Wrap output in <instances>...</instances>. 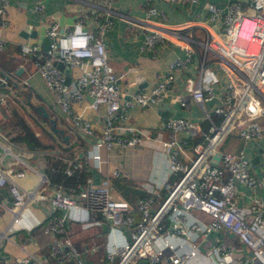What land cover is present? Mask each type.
I'll return each mask as SVG.
<instances>
[{
    "label": "built area",
    "instance_id": "1",
    "mask_svg": "<svg viewBox=\"0 0 264 264\" xmlns=\"http://www.w3.org/2000/svg\"><path fill=\"white\" fill-rule=\"evenodd\" d=\"M114 1L99 0L98 9L76 17L70 27L50 21L44 29L49 39L46 49L37 43L21 44L22 52L31 57L36 71L53 93V103L76 132L94 136L91 121L82 112H75V105L88 96L90 109L105 106L100 136L87 151L97 170L103 162L100 148L136 147L142 142L144 134L133 127L128 126L126 133L119 131L127 126L128 111L135 106L146 110L163 101L172 89L175 73L190 64L194 54L192 40L178 31L181 26L166 24L164 14L148 6L144 18L130 21L148 30L145 45L153 49L157 43L176 38L183 43L184 56L171 60L164 76L153 86L136 89L123 98L120 83L126 72L117 73L110 66L105 42L116 14ZM7 5L8 0H0L1 26L7 24ZM33 8L44 12L40 2ZM206 8L207 21L213 26H204L206 38L201 44L214 54L213 65L225 77L218 102L211 112L203 110L207 127L184 116L166 121L167 136L159 150L165 161V175L159 189L137 199L134 208L138 218L131 215V203L111 193V176H103L99 182L89 176L82 191L83 200L79 201L50 184L43 173L38 172L37 186L29 189L20 185L26 175L23 168L11 171L0 166V186L7 185L12 199V206L7 207L12 229L40 225L49 238L48 256L25 251L16 264H47L49 258L54 264H92L88 256L101 245L75 243L68 233L71 223L82 228L106 224L109 237L128 230L129 238L104 245L97 264H264V198L258 193L264 190V148L257 151L262 167L259 174L252 171V162L243 149L218 150L229 130L236 129L243 141H258L264 132V0H228L223 5L209 2ZM153 15L162 19L152 20ZM183 23L189 26L192 21ZM5 46L0 35V50ZM55 60L79 68L72 89H66L65 73L54 64ZM199 73L198 81L186 76L184 92L174 95L180 106L187 107L189 99L203 104L214 97V70L201 66ZM9 82L10 76L0 72V85L11 94L14 90ZM27 84V80L20 81L15 90ZM5 97L0 101L4 102ZM214 115L219 117L218 121ZM2 149L3 153L12 154L9 145ZM66 172L71 170L67 168ZM178 172L175 181L167 180L169 174ZM112 175L118 176L119 170L113 169ZM235 182L251 190L242 204ZM33 202L46 204L48 210L35 215L34 223L26 225L22 208ZM2 238L7 239L8 234L0 229ZM3 263L7 264V259Z\"/></svg>",
    "mask_w": 264,
    "mask_h": 264
},
{
    "label": "crops",
    "instance_id": "2",
    "mask_svg": "<svg viewBox=\"0 0 264 264\" xmlns=\"http://www.w3.org/2000/svg\"><path fill=\"white\" fill-rule=\"evenodd\" d=\"M227 1H114L113 10L116 14L111 28L105 34V42L107 60L110 66L117 73L126 72L120 83L123 98L136 89L153 86L157 80L164 76L171 60L184 56L183 43L176 38H172L166 43H157L153 49L145 45L148 30L132 25L130 21L144 18L148 6H153L163 13L165 16L163 21L166 24L181 26L178 31L182 36L192 40L194 54L193 61L175 73L172 89L163 101L151 105L146 110H141L135 106L128 111L127 126L120 128L119 131L126 133L128 126L133 127L144 134L142 142L136 147L100 148L103 162L101 168L97 170L92 166V160L87 154L92 144L86 142L73 129L71 121L61 112L59 106L53 103V93L46 87L42 77L36 71L31 57L22 52L21 44L25 42L37 43L43 48L47 39L44 35V29L50 21L57 22L61 27L73 26L76 17L87 14L91 9H98L99 0H8L5 14L7 24L0 25V35L6 42L5 48L0 50V72L10 76L9 85L14 91L10 94L7 88L0 85V98L4 95L7 96L4 102L0 101V117L3 118L8 114L12 118L11 120L15 122L12 114H18L35 137L47 148L29 150L23 144L12 142L8 139L7 134L9 132L12 135V131H9L7 127L3 129L0 125V166L11 171L15 168H23L26 175L20 180V185L24 188L34 189L38 183V172L46 175L45 167L49 164L46 165L45 154L57 156L62 147L71 145L75 157H85L87 164L92 167L89 176L94 182H99L103 176H111V193L131 203V215L138 218V211L134 208L137 199L153 193L156 188L159 189L158 184L165 175V161L159 154V150L161 141L167 136L166 121L172 117L184 116L195 120L201 127L205 128L208 123L204 119V111L211 112L218 102V95L221 92L225 77L213 65L214 54L210 50L204 49L201 43L205 42L206 38L204 26H213V23L207 21V4L214 2L223 5ZM37 2L43 5V13H39L33 8ZM151 18L155 21L162 19L159 15H153ZM187 20L192 21V23L189 26L183 25V22ZM201 66L208 71L214 70V74L217 75V81L212 84L214 97L203 104L189 99L187 107L180 106L174 95L184 92L186 76L190 75L198 81ZM78 73L79 68L77 66L71 67L70 79L65 84L66 89H72L75 86L74 81ZM205 77L207 78V76ZM23 80H27L28 84L23 86L21 90H15L17 84ZM89 100L90 98L86 96L81 104L74 106V110L75 112H82L91 121L94 137L98 138L105 115V106L101 105L97 110H92L87 106ZM36 105H42L55 119L56 126L63 129L64 134L68 135L67 142L49 129L48 121L35 110ZM262 122L264 123V118ZM232 133L228 140L229 146L225 147V150L235 152L243 149L250 162L252 158H255L251 168L255 174H259L262 167L260 168L257 151L264 148V132L258 141L246 143L240 139L237 131ZM77 136H80L83 142ZM3 145H9L12 154L3 153ZM192 152L191 154L194 155L195 153ZM113 169L119 170L118 176L112 175ZM170 175L167 176L169 182L177 179V175L175 177H173L175 174ZM235 186L240 192L239 202L242 204L248 199L251 190L237 182H235ZM82 191L81 189L76 196L82 197ZM162 193L165 195V190H162ZM258 193L264 198V190L260 189ZM11 206L12 199L7 185L0 186V229L6 230L8 234L7 239H0V259L3 262L4 259H7V264H15L25 254V251L46 254L47 247H41L39 240L30 233V229L22 228L18 231L12 229L9 211ZM47 210L46 204L38 202L26 204L25 208H22L24 223L26 225L33 224L35 215ZM105 232L102 226L93 224L82 228L78 223H71L68 230L69 235L77 244L94 243L101 245L98 251L88 256L92 264L100 262L104 245L121 242L127 237L124 232H115L110 237V233L107 236ZM139 264L144 263L140 262ZM162 264H166V262Z\"/></svg>",
    "mask_w": 264,
    "mask_h": 264
},
{
    "label": "trees",
    "instance_id": "3",
    "mask_svg": "<svg viewBox=\"0 0 264 264\" xmlns=\"http://www.w3.org/2000/svg\"><path fill=\"white\" fill-rule=\"evenodd\" d=\"M12 115H14L15 122L11 120L12 118L8 114L3 118L0 117L1 127L3 129L7 127L9 131L13 133L10 135L9 132H7L10 141L23 144L29 150H43L47 148L45 144L35 137L18 114L13 113ZM77 138L83 142L80 136H77ZM45 159L46 165L49 164L45 167V172L50 184L60 187L64 192L82 201L83 198L77 197L76 195L81 189H85L87 178L92 172V167L87 164L85 157H75L72 146L68 145L62 147L59 153H57V156L45 154ZM67 168L71 170V173L68 174L66 172ZM30 233L39 240L41 247H47L49 238L48 235L43 233L40 225L30 229ZM45 255L48 256V251ZM47 264H54V260L52 261V259L49 258Z\"/></svg>",
    "mask_w": 264,
    "mask_h": 264
},
{
    "label": "water",
    "instance_id": "4",
    "mask_svg": "<svg viewBox=\"0 0 264 264\" xmlns=\"http://www.w3.org/2000/svg\"><path fill=\"white\" fill-rule=\"evenodd\" d=\"M48 42H49V39L47 38L46 39V43L44 44V49L47 48L48 46ZM56 54V53H55ZM54 64L59 68L61 69L64 73H65V84L68 83L69 81V74L71 72V67L67 64H63L62 61H57L55 60L54 61ZM35 110L40 114L42 115L47 121H48V124H49V129L58 137H60L62 140H64L65 142L68 141V135L64 134V131L63 129L61 128H58L56 126V121L53 117H51L49 115V113L45 110V108L42 106V105H36L35 107ZM86 142H89L91 144L95 143L98 138L94 137V136H88L86 134H84L82 131H78L77 132ZM218 155L215 156V159L218 160ZM255 160V158H252L251 162L253 163ZM102 229L103 231H106L107 230V226L106 224H103L102 225ZM27 264H35L33 261H29Z\"/></svg>",
    "mask_w": 264,
    "mask_h": 264
},
{
    "label": "rangeland",
    "instance_id": "5",
    "mask_svg": "<svg viewBox=\"0 0 264 264\" xmlns=\"http://www.w3.org/2000/svg\"><path fill=\"white\" fill-rule=\"evenodd\" d=\"M213 118L218 121V117L216 115L213 116ZM236 130H229L227 132V134L222 138V140L220 141L219 145H218V150L220 151H226L225 150V147H228L229 146V143H228V140H229V137L233 134L232 132H235ZM244 143L246 142H251V141H243ZM242 142V143H243ZM172 175V174H171ZM170 175V176H171ZM177 175V178L179 177L180 175V172L176 173L173 177H175ZM170 181H173L170 179ZM124 233L127 234V238H129V233H128V230H124ZM0 264H4L3 261L0 259ZM16 264V263H15Z\"/></svg>",
    "mask_w": 264,
    "mask_h": 264
}]
</instances>
